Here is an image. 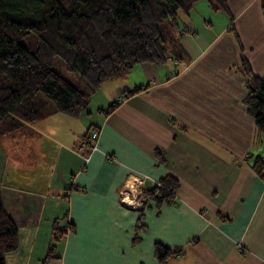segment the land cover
<instances>
[{
	"label": "crops",
	"instance_id": "1",
	"mask_svg": "<svg viewBox=\"0 0 264 264\" xmlns=\"http://www.w3.org/2000/svg\"><path fill=\"white\" fill-rule=\"evenodd\" d=\"M229 8L233 20L197 1L182 17L187 60L138 64L104 82L80 118L49 104L36 122L0 124V193L19 229L6 264H158L155 243L182 250L167 264H264V178L247 159L264 147L240 70L245 57L264 79V0ZM93 128L101 136L89 155ZM168 174L180 181L176 203H122L135 179L148 188ZM57 221L74 231L55 243Z\"/></svg>",
	"mask_w": 264,
	"mask_h": 264
},
{
	"label": "trees",
	"instance_id": "2",
	"mask_svg": "<svg viewBox=\"0 0 264 264\" xmlns=\"http://www.w3.org/2000/svg\"><path fill=\"white\" fill-rule=\"evenodd\" d=\"M199 0H0V124L36 122L49 104L56 112L80 118L91 96L101 85L131 71L136 65L165 64L170 59L187 60L181 46L188 32L182 23ZM215 11L232 18L231 0H207ZM37 40L33 51L20 42L29 34ZM58 63V64H56ZM78 76L80 83L69 80L58 69ZM247 79L243 104L254 119L257 140L264 147V79L255 75L249 61L242 57L240 66ZM143 87L124 93L122 98L142 92ZM122 101L113 102L105 112H113ZM86 138L90 139L89 132ZM91 140V139H90ZM91 144V141H90ZM89 144V145H90ZM164 152L156 151L160 162ZM264 156L248 155L254 171L264 178ZM180 188L177 176L168 174L142 191L145 203L156 208L176 203ZM53 225L52 241L60 242L70 222ZM137 233L147 226L139 218ZM135 237V241L140 238ZM19 249V229L7 213L0 193V264L6 255ZM51 245L47 258L51 259ZM182 250L155 243L158 264Z\"/></svg>",
	"mask_w": 264,
	"mask_h": 264
},
{
	"label": "built area",
	"instance_id": "3",
	"mask_svg": "<svg viewBox=\"0 0 264 264\" xmlns=\"http://www.w3.org/2000/svg\"><path fill=\"white\" fill-rule=\"evenodd\" d=\"M100 136H101V131L99 129L93 128L89 130V137L91 139V144L89 145L90 147L89 155H91L94 151H97L99 146ZM135 180L136 181L133 184L127 185L124 188L123 192L121 193L122 203L129 208L141 207L145 202V199L143 198L142 195V189H144L145 186V178L135 179ZM132 191L136 192L134 196ZM126 200H128V202Z\"/></svg>",
	"mask_w": 264,
	"mask_h": 264
},
{
	"label": "rangeland",
	"instance_id": "4",
	"mask_svg": "<svg viewBox=\"0 0 264 264\" xmlns=\"http://www.w3.org/2000/svg\"><path fill=\"white\" fill-rule=\"evenodd\" d=\"M227 15V14H226ZM229 15H227L228 17ZM230 18V16L228 17ZM232 19V18H230ZM20 42L22 44H24L26 47H29L31 50H35L36 49V46H37V40H36V37L34 34H29L27 35L25 38L21 39ZM58 64V63H56ZM64 64L62 63L61 66L58 67V69L63 73V75L67 78H69V80L75 82L76 84H79L80 83V79L78 78L77 75L73 74V73H69V72H66L64 69H62V66ZM51 105V104H50ZM54 107V106H53ZM143 191V189H142Z\"/></svg>",
	"mask_w": 264,
	"mask_h": 264
},
{
	"label": "bare ground",
	"instance_id": "5",
	"mask_svg": "<svg viewBox=\"0 0 264 264\" xmlns=\"http://www.w3.org/2000/svg\"><path fill=\"white\" fill-rule=\"evenodd\" d=\"M128 202V200H126Z\"/></svg>",
	"mask_w": 264,
	"mask_h": 264
}]
</instances>
